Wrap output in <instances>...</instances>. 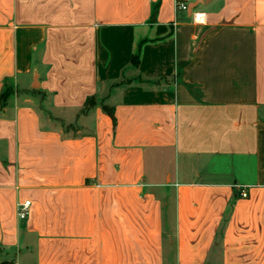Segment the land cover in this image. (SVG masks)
<instances>
[{
  "label": "crops",
  "instance_id": "1",
  "mask_svg": "<svg viewBox=\"0 0 264 264\" xmlns=\"http://www.w3.org/2000/svg\"><path fill=\"white\" fill-rule=\"evenodd\" d=\"M0 264H264V0H0Z\"/></svg>",
  "mask_w": 264,
  "mask_h": 264
},
{
  "label": "built area",
  "instance_id": "2",
  "mask_svg": "<svg viewBox=\"0 0 264 264\" xmlns=\"http://www.w3.org/2000/svg\"><path fill=\"white\" fill-rule=\"evenodd\" d=\"M177 9H187L188 4L184 1H177L176 4ZM242 196L247 197L248 191L242 190ZM32 202L31 200H25L18 203V216L20 219H26L28 215L30 214Z\"/></svg>",
  "mask_w": 264,
  "mask_h": 264
},
{
  "label": "trees",
  "instance_id": "3",
  "mask_svg": "<svg viewBox=\"0 0 264 264\" xmlns=\"http://www.w3.org/2000/svg\"><path fill=\"white\" fill-rule=\"evenodd\" d=\"M140 53H141V45H139L137 52L133 56L132 63L134 65H138L139 58H140ZM11 93H12V89L11 88H7L5 90V92L1 96V103H2V105H4L6 103V101L8 100V98H9V96H10ZM93 100H95V99L94 98L89 99L88 102H87V104H86V106L87 107H90V106L95 105V102H94V104L91 105V101H93Z\"/></svg>",
  "mask_w": 264,
  "mask_h": 264
},
{
  "label": "rangeland",
  "instance_id": "4",
  "mask_svg": "<svg viewBox=\"0 0 264 264\" xmlns=\"http://www.w3.org/2000/svg\"><path fill=\"white\" fill-rule=\"evenodd\" d=\"M112 87H114V83H112ZM107 91L104 90V93H106ZM98 99V98H97ZM97 99L95 98V100L91 101V105L94 104V102L96 103L97 102ZM63 126L67 129H72V128H75L76 126H79L78 125V122H72V121H68V122H63Z\"/></svg>",
  "mask_w": 264,
  "mask_h": 264
}]
</instances>
